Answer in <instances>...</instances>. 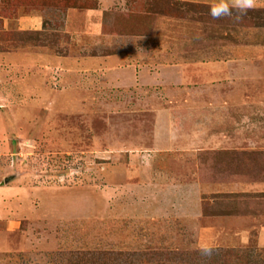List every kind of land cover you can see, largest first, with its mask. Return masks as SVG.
Masks as SVG:
<instances>
[{
  "label": "rangeland",
  "instance_id": "374dc122",
  "mask_svg": "<svg viewBox=\"0 0 264 264\" xmlns=\"http://www.w3.org/2000/svg\"><path fill=\"white\" fill-rule=\"evenodd\" d=\"M210 1L0 0V264H264V0Z\"/></svg>",
  "mask_w": 264,
  "mask_h": 264
},
{
  "label": "clouds",
  "instance_id": "9594fccd",
  "mask_svg": "<svg viewBox=\"0 0 264 264\" xmlns=\"http://www.w3.org/2000/svg\"><path fill=\"white\" fill-rule=\"evenodd\" d=\"M255 7V0H213L209 6V15L214 19L234 18L236 20L246 16ZM205 256H210L213 249L204 246L200 249Z\"/></svg>",
  "mask_w": 264,
  "mask_h": 264
},
{
  "label": "crops",
  "instance_id": "0c3cea01",
  "mask_svg": "<svg viewBox=\"0 0 264 264\" xmlns=\"http://www.w3.org/2000/svg\"><path fill=\"white\" fill-rule=\"evenodd\" d=\"M212 1H210V3H212ZM26 21V20H25ZM225 141V140H224ZM223 141V142H224ZM216 140L212 143V144H215ZM211 143V142H210ZM226 143V142H224ZM216 148L218 147L219 148H222L223 145L221 144H216L215 145ZM226 146H228V144H226ZM230 185V184H229ZM238 184L237 183H234L232 186L234 187H231L229 189H226V190H223L224 192H233V191H241V192H247V191H252V192H256V193H259V192H264V182H255L253 184H247L248 186H244L243 188L242 187H236ZM234 188V189H233ZM191 196H192V193H191ZM186 210V209H185ZM188 213L192 211V206H189V209L186 210ZM247 240V236L245 233L241 234V241H245ZM257 245L264 248V224L260 225L258 228H257Z\"/></svg>",
  "mask_w": 264,
  "mask_h": 264
}]
</instances>
